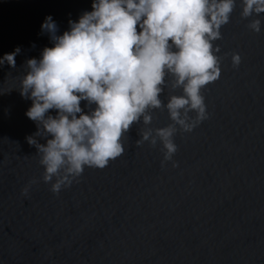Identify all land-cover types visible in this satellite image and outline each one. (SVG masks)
Masks as SVG:
<instances>
[{
	"label": "water",
	"instance_id": "water-1",
	"mask_svg": "<svg viewBox=\"0 0 264 264\" xmlns=\"http://www.w3.org/2000/svg\"><path fill=\"white\" fill-rule=\"evenodd\" d=\"M91 4L0 0V57L21 49L15 68L0 65V264H264V27L250 30L256 17L242 18L239 2L214 42L222 72L202 92L210 118L175 137L179 167H161V145L137 146L141 122L109 166L85 168L58 195L43 182L26 140L37 127L19 92L24 65L52 46L47 16L62 34ZM152 116L153 128L171 122L163 108Z\"/></svg>",
	"mask_w": 264,
	"mask_h": 264
},
{
	"label": "clouds",
	"instance_id": "clouds-1",
	"mask_svg": "<svg viewBox=\"0 0 264 264\" xmlns=\"http://www.w3.org/2000/svg\"><path fill=\"white\" fill-rule=\"evenodd\" d=\"M237 2L242 18L256 17L249 29L260 33L264 0H92L91 11L69 19L62 34L51 15L45 18L41 32L52 46L27 59L19 92L31 101L25 115L37 131L26 140L53 194L70 188L85 168L102 170L121 157L123 138L141 122L137 146L159 144L161 167H179L175 137L210 118L202 92L221 77L214 42ZM20 51L5 53L0 65L15 68ZM231 60L239 68L242 57L234 52ZM169 86L165 104L160 96ZM161 108L171 122L153 128L152 112Z\"/></svg>",
	"mask_w": 264,
	"mask_h": 264
}]
</instances>
